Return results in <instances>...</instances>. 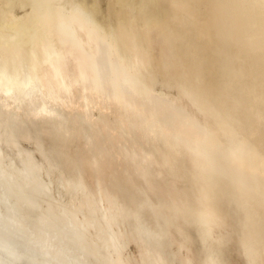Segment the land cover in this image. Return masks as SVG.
<instances>
[{"label": "bare ground", "instance_id": "1", "mask_svg": "<svg viewBox=\"0 0 264 264\" xmlns=\"http://www.w3.org/2000/svg\"><path fill=\"white\" fill-rule=\"evenodd\" d=\"M0 264H264V0H0Z\"/></svg>", "mask_w": 264, "mask_h": 264}, {"label": "rangeland", "instance_id": "2", "mask_svg": "<svg viewBox=\"0 0 264 264\" xmlns=\"http://www.w3.org/2000/svg\"><path fill=\"white\" fill-rule=\"evenodd\" d=\"M257 25H253V26H249L248 27V29H247V31L244 33L245 35H247V36H252V35H255V34H257ZM110 40L113 42V43H116V40L113 38V36H110ZM116 45V46H115ZM114 45V51H118L117 53H118V55L119 54H122V51L121 52H119L120 51V49H118L119 47H117V43ZM117 49V50H116ZM122 59H124V57H123V54L122 55H119ZM123 61V60H122ZM160 90V94L162 95V96H167V92H165L166 91V89L164 88L163 89V87L162 88H160L159 89Z\"/></svg>", "mask_w": 264, "mask_h": 264}]
</instances>
